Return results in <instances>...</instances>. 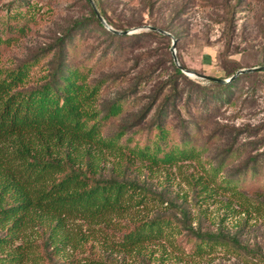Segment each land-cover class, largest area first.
I'll return each mask as SVG.
<instances>
[{"label":"rangeland","instance_id":"374dc122","mask_svg":"<svg viewBox=\"0 0 264 264\" xmlns=\"http://www.w3.org/2000/svg\"><path fill=\"white\" fill-rule=\"evenodd\" d=\"M0 0V18L19 13L29 16L31 31L1 56L0 65L13 67L18 61L40 54L61 32L87 16L84 0ZM109 15L116 22L140 8L141 0H109ZM157 10L153 21L174 19L183 36L176 43L175 56L188 70L220 78L226 66L239 69L261 66L264 60V0H153ZM136 12V11H133ZM144 24L151 19L142 14ZM34 21V22H33ZM14 20H11L13 23ZM146 25V24H145ZM89 26V25H88ZM78 31L69 48L72 66L89 72L90 83L102 81L97 108L104 114L107 107L120 100L121 112L102 125V134L111 135L121 124L129 131L146 129L159 111L169 130L171 147L181 146L182 127L186 129L194 149L192 160H178L150 172L142 169L138 181L152 189L165 190L168 199L182 204L193 216V226L231 239L227 245H216L211 254L187 257L169 247L156 245L142 249L140 261L135 255H113L111 264H264V72L249 74L236 83L228 101L212 97L209 82L172 75L171 39L143 36L130 37L110 46L109 41L88 27ZM137 28V27H135ZM133 28L128 29L131 31ZM230 42V52L226 49ZM52 53L38 61L30 73L36 81L45 75ZM237 69V71L239 70ZM236 72V71H235ZM177 80L176 97L163 106L169 88L162 91L168 78ZM175 80V81H176ZM196 83V84H194ZM157 97L152 110L139 122L140 116ZM149 137V138H148ZM145 131L129 143L140 146L153 141ZM256 157L250 168L249 157ZM108 159L112 160V157ZM109 166V163L106 164ZM205 188L207 190H205ZM248 202L242 205L241 202ZM131 218L149 217L140 209H132ZM126 217L118 225L129 222ZM124 225V224H123ZM28 233L34 234L33 231ZM71 231L87 235V242L70 254L60 252V260L101 257L107 248L100 230L81 221ZM94 232L95 238L91 236ZM37 240L39 238H36ZM238 240L240 247L233 244ZM20 244V240L17 241ZM183 251L191 244L178 237ZM185 245V246H184ZM184 252V253H186ZM114 259V261H112Z\"/></svg>","mask_w":264,"mask_h":264},{"label":"trees","instance_id":"16d2710c","mask_svg":"<svg viewBox=\"0 0 264 264\" xmlns=\"http://www.w3.org/2000/svg\"><path fill=\"white\" fill-rule=\"evenodd\" d=\"M21 1L28 4L27 0ZM93 1L115 30L127 31L146 24L170 33L177 42L183 36L173 25V18L168 23L153 21V13L159 8L153 0H141L138 10L133 9L118 22L108 12L113 11V3ZM84 5L87 16L64 29L40 54L18 61L13 67L0 65V264H111L108 259L120 254L135 255L145 261L141 251L147 245L163 250L169 247L189 258H202L211 254L216 245L229 244L231 239L220 235L221 232L212 234L194 227L191 213L168 199L165 190L152 189L146 182L138 181L142 169L154 172L161 166L175 165L178 160L193 159L194 149L186 147L192 142L186 129L182 127L183 148L171 147L170 132L160 110L146 129L135 125L137 129L130 131L123 142L129 131L125 124L104 136L102 125L120 114V100L112 102L99 117L102 111L97 108V99L102 81L90 83L91 69L85 71L71 65L69 48L76 33L85 31L88 25L105 37L110 46L130 37H169L155 31L114 34L97 19L89 0H84ZM144 13L151 19L145 24ZM31 22V17L20 18L19 13L5 20L0 18V60L31 31ZM226 47L230 52V42ZM50 52L45 75L32 81L31 70ZM259 65L264 66V60ZM180 66L186 69L182 63ZM172 68V75L186 78L174 63ZM239 68L226 66L222 77L213 78L227 79ZM249 74L253 73L239 75L227 84L208 80L212 97L228 101L236 83ZM172 75L162 88H169L163 106L177 95L178 84ZM156 100L157 97L138 116L140 123ZM145 131L149 136L154 134L153 141L142 146L137 142L130 147L129 143ZM248 160L249 169L254 168L256 157ZM133 208L149 217L131 218ZM126 217H130L129 222L116 223ZM77 221L85 223L87 230L96 227L101 231L100 238L108 252L105 260L90 256L77 261L60 260L61 251L68 249L72 255L89 238L71 231ZM28 229L34 234H29ZM178 237L185 240V245L191 244L187 252L181 249ZM233 244L241 246L238 240Z\"/></svg>","mask_w":264,"mask_h":264},{"label":"water","instance_id":"95a60500","mask_svg":"<svg viewBox=\"0 0 264 264\" xmlns=\"http://www.w3.org/2000/svg\"><path fill=\"white\" fill-rule=\"evenodd\" d=\"M90 5L97 17V19L100 21V23L110 32L117 34V35H130L133 33H139L141 31H155L159 34L168 36L171 39V47H170V52L171 55L173 57V62L175 64V66L187 77L190 78H194V79H201V80H211V81H215L217 83H221V84H227V83H231L232 81H234V79H236L239 75L242 74H248V73H254V72H264V66H256V67H250V68H243V69H239L238 71H236L231 77L227 78V79H217V78H213V77H209L207 75H201L195 71L192 70H187V69H183L180 64L178 63V60L175 56V47H176V42L177 40L168 32L159 29V28H155L153 26L150 25H144L141 27H137L132 29L131 31H119V30H115L113 29L108 23L107 21L101 16V14L99 13L95 3L93 0H89Z\"/></svg>","mask_w":264,"mask_h":264}]
</instances>
